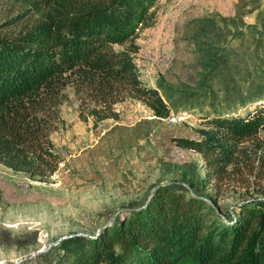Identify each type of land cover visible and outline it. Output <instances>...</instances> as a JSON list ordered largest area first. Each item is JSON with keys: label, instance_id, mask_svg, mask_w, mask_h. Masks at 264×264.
<instances>
[{"label": "trees", "instance_id": "trees-1", "mask_svg": "<svg viewBox=\"0 0 264 264\" xmlns=\"http://www.w3.org/2000/svg\"><path fill=\"white\" fill-rule=\"evenodd\" d=\"M156 1L31 0L42 16L0 35V165L41 182L57 170L48 118L39 113L68 77L100 99L89 112L95 125L117 120L113 104L125 99L142 102L156 118L170 116L158 91L141 82L133 57L138 32L152 25ZM260 131L263 105L242 117L206 120L199 140L176 143L202 157L205 180L217 185L229 178L239 145ZM209 199L214 206L188 191L157 186L94 236L61 239L53 263L264 264V201L242 202L231 214Z\"/></svg>", "mask_w": 264, "mask_h": 264}, {"label": "rangeland", "instance_id": "rangeland-1", "mask_svg": "<svg viewBox=\"0 0 264 264\" xmlns=\"http://www.w3.org/2000/svg\"><path fill=\"white\" fill-rule=\"evenodd\" d=\"M206 3L222 8L231 20L238 18L249 33L233 27L227 37L217 33L216 40L209 39L208 47L215 48L219 55L232 56L231 67L228 61L222 64L226 56L216 62L208 51L201 55V66L188 68L222 73L215 77L222 75L221 81L228 69L235 71L244 86L239 98L249 100L251 106L235 107L236 97L227 99L223 92H216L211 101L210 93L202 91L196 94L209 96L207 104L192 111H172L168 118L160 119L142 102L125 99L113 104L117 120L95 125L89 112L101 105L100 99L93 90L68 77L39 113L40 118H48L47 138L50 152L59 159L57 170L41 182L0 165V264H54L61 238L94 236L102 224L112 223L161 185L196 194L214 206L212 198L223 213H235L242 202L264 201V131L239 145L237 163L227 167L229 178L217 185L205 180L202 157L176 143L183 138L199 140V130L205 128L206 120L242 117L258 105L264 106V0ZM153 13L152 25L143 28L146 31L140 29L139 37L149 30L156 32L163 14L154 9ZM41 16L42 11L31 0H2L0 35L16 33ZM207 30L198 33L209 35ZM164 51L146 52L142 46L134 54L144 84L154 83L172 66V52ZM247 72L250 80L253 76L255 80L249 90ZM180 114L182 118H176ZM42 158L48 160L46 155Z\"/></svg>", "mask_w": 264, "mask_h": 264}, {"label": "crops", "instance_id": "crops-1", "mask_svg": "<svg viewBox=\"0 0 264 264\" xmlns=\"http://www.w3.org/2000/svg\"><path fill=\"white\" fill-rule=\"evenodd\" d=\"M206 1L170 0V3H166V1L162 2V0H159L153 9L156 13L163 14V16L159 18V24L155 26L156 32H154L155 30H149L145 33V36L149 37L151 35L150 38L141 35L135 40L138 48L144 46L146 52L157 51L158 53L167 49L172 52V66L161 77L157 78L154 83H152L151 79L149 81L152 84L146 85L142 77H140L141 82L145 86L158 91L159 95L169 106L170 112H184L185 110L187 112L194 110L195 107L204 106L207 104L209 96H211V101L215 99L214 94L216 92H223L227 99H233L235 96L237 101L233 105L235 107L243 106L247 108L251 106L249 100L245 102L239 98V92L244 86L240 85L238 77L235 76V71L228 69L223 73L221 81L222 75L220 78L215 79V77L222 73L216 74L213 71L211 74L200 71L202 68L199 70L188 68L191 65L201 66V55L208 51L213 61L216 60L217 62L219 60L221 62V59H223L221 57L226 56L222 64H226V61H228L227 64L229 66L233 65L234 60L232 56L219 55L215 51V48L212 46L208 47L207 43L209 39L216 40L217 33H220L221 38L227 37L233 27L235 29L244 28L243 30L249 33V28L243 27L244 25L240 24L238 18L232 17L235 20L229 19V17L223 14L224 10L222 8L213 6L210 3L208 4ZM207 28L210 29L209 35L198 33V31L202 30H205L203 32L207 33ZM213 61L212 66L215 67ZM156 68L160 70L158 66ZM254 83V76L250 80L249 73L247 72V89L253 88ZM191 91H194V94H190ZM202 91L210 93V95L206 98V96L201 97V95L196 94L202 93ZM233 91L237 92L238 95H235ZM214 114L217 115L216 113Z\"/></svg>", "mask_w": 264, "mask_h": 264}, {"label": "built area", "instance_id": "built-area-1", "mask_svg": "<svg viewBox=\"0 0 264 264\" xmlns=\"http://www.w3.org/2000/svg\"><path fill=\"white\" fill-rule=\"evenodd\" d=\"M165 62H167V58H165ZM183 114H180L179 116H176V118H182Z\"/></svg>", "mask_w": 264, "mask_h": 264}, {"label": "water", "instance_id": "water-1", "mask_svg": "<svg viewBox=\"0 0 264 264\" xmlns=\"http://www.w3.org/2000/svg\"><path fill=\"white\" fill-rule=\"evenodd\" d=\"M101 229V228H100ZM78 235H80V234H78ZM73 236V235H72ZM68 237H71V236H68ZM64 238H66V237H63V238H61V239H64Z\"/></svg>", "mask_w": 264, "mask_h": 264}]
</instances>
